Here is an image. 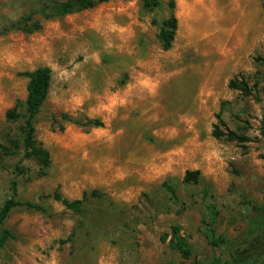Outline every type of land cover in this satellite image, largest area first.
<instances>
[{"label": "rangeland", "instance_id": "374dc122", "mask_svg": "<svg viewBox=\"0 0 264 264\" xmlns=\"http://www.w3.org/2000/svg\"><path fill=\"white\" fill-rule=\"evenodd\" d=\"M64 1L0 0V141H18L0 160V207L19 164L20 198L49 208L12 212L0 264H210L211 202L220 211L218 264H238L235 256L264 264V231L248 223L264 194V0H175L169 50L158 33L171 0L154 8L108 0L60 14ZM27 16L40 27L24 30ZM39 67L52 70L35 122L52 158L44 175L24 158L23 118L6 119L15 106L25 112L21 73ZM234 78L250 93L231 88ZM218 114L252 138L247 149L213 136ZM187 170L200 171L198 183L184 182ZM57 189L69 200L87 193L83 212L54 200ZM173 226L190 246L187 259L171 245Z\"/></svg>", "mask_w": 264, "mask_h": 264}, {"label": "trees", "instance_id": "16d2710c", "mask_svg": "<svg viewBox=\"0 0 264 264\" xmlns=\"http://www.w3.org/2000/svg\"><path fill=\"white\" fill-rule=\"evenodd\" d=\"M108 0H66L61 2L56 7L60 14H69L74 12H79L87 9L94 8L100 3L106 2ZM144 6L146 8H154L160 5L159 0H143ZM169 7L172 11L170 17L163 22V26L158 33V39L164 50H169L173 46L175 36L178 29V19L174 13L176 8L175 0H171ZM43 15L50 17V14L44 9L42 11ZM32 16H27L24 22L23 29L26 31H33L40 27L39 23H35L34 28L29 26V20ZM258 61L264 62V56L258 57ZM21 75L28 78L27 84V98H26V109L24 113H21L17 106L10 108L6 112V119L9 122H17L23 118L24 125L23 130V150L25 159H33L37 162L40 167L42 175L47 173V169L52 164L51 153L49 150L44 148L36 139V118L41 112V109L49 95L51 83H52V70L49 67H39L33 71L22 72ZM229 86L231 88L240 90L243 93L249 94L250 88L248 83L242 79L234 78L230 81ZM64 119L67 115H62ZM218 123L214 124L212 134L218 139H226L228 141H235L239 143L243 148L247 149V144L252 142V138L246 133H239L236 130L231 129L226 122L222 119L221 114H218ZM94 126H99L101 123L99 121H89ZM264 126V120H263ZM264 134V132H262ZM18 148V141L11 140L10 144L3 143L0 141V160L6 156H12L16 154ZM15 177L10 181V196L6 199L2 206L0 207V249L4 247L7 241L13 237L10 230L3 228L6 220L10 217L12 212L16 209L24 210H35L41 211L44 214H49V208L43 205L39 201L33 200H23L19 196V181L18 177L24 173V169L18 164L16 166ZM200 180L199 170H187L184 176L185 183H198ZM172 193L174 190L168 187ZM51 197L61 202L67 209L81 214L84 209V204L88 199V194L84 193L83 197L80 199L69 200L64 197L63 194L57 189ZM220 216V211L215 203H208L206 205V217L203 220L204 224V235L207 239L208 248L212 253V259L210 264H218V257L216 255V249L219 247L223 239L219 237L215 230V223ZM248 223L253 232H263L264 231V194L263 203L260 206L253 208L248 217ZM168 237L166 234L163 237L165 241ZM172 239L171 245L174 249L178 250L184 259L191 256V249L186 239L181 236L180 227H172ZM234 261L238 264H245L244 260L240 256H235ZM169 264H176L174 262H169ZM185 264V263H180Z\"/></svg>", "mask_w": 264, "mask_h": 264}]
</instances>
